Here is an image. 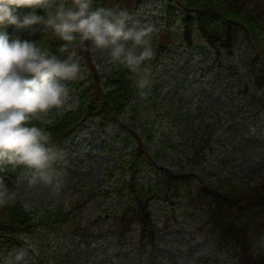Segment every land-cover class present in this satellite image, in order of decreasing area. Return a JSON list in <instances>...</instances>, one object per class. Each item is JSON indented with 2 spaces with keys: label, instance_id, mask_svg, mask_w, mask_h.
I'll use <instances>...</instances> for the list:
<instances>
[{
  "label": "trees",
  "instance_id": "1",
  "mask_svg": "<svg viewBox=\"0 0 264 264\" xmlns=\"http://www.w3.org/2000/svg\"><path fill=\"white\" fill-rule=\"evenodd\" d=\"M145 0H93V7H110L119 4L132 13ZM160 11V32L152 39L153 56L142 63L141 71L147 70L149 79L152 67L160 58L176 45L183 44L186 49L195 51L206 48L211 55L212 64L225 58L235 57L229 63L232 72L239 74L242 90L247 102L255 109L264 108V64L258 62L264 55V43H256V38L264 34V0H167ZM44 16L43 9L28 8ZM24 29L21 40L40 42L54 54L65 58L68 53L58 50L65 42L51 31L44 33L42 26ZM12 39H16V35ZM253 40V41H252ZM252 41L256 54L243 61L246 51L243 46ZM181 42V43H177ZM88 41L77 40L73 46L77 51L84 74L67 84L73 89L76 105L53 119H34L31 124L51 133V143L59 142L71 136L85 122L99 118L102 126L116 122L126 111L138 110L139 102L135 95L139 92L135 81L137 74L119 63H114L106 74H99L90 64ZM259 92L261 95H257ZM159 120L168 116V111ZM160 134L159 147L154 151L145 147L143 137L151 134L131 133L133 142L129 153L119 154L114 163L104 171V177L114 180L109 190L88 189L86 196L76 199L69 206L61 204L43 207L31 211L26 208L17 191V177L23 166L0 167L3 178L10 191L17 194L15 202L0 207V257L4 261L15 249L30 246L37 255L38 264H66L72 253L50 241L57 236L74 237L75 234L91 227L123 239L134 229L138 230L137 242L140 247L154 245L162 230L175 224L181 210H199L202 226L218 237L221 247L229 248L239 264H264V250L255 251L252 246L263 234L264 228V175L253 182L243 185L219 179L215 182L199 177L192 168L199 163L198 150L185 157V163L176 162V172L159 170L152 172L153 163L159 159V148L174 143L171 139L172 122ZM185 123V120L183 119ZM182 132V131H181ZM179 133L176 130V136ZM130 136V135H129ZM128 136V138H129ZM146 172L154 174L152 181L145 183L140 175ZM112 194L121 202L117 209L106 206L95 218L85 223L83 212L88 200L98 195ZM108 197V196H106ZM174 199H180L181 205L175 206ZM156 202L168 203V215L161 225L152 218V206Z\"/></svg>",
  "mask_w": 264,
  "mask_h": 264
},
{
  "label": "rangeland",
  "instance_id": "2",
  "mask_svg": "<svg viewBox=\"0 0 264 264\" xmlns=\"http://www.w3.org/2000/svg\"><path fill=\"white\" fill-rule=\"evenodd\" d=\"M185 2V0H180ZM167 0H145L130 13L141 23L152 24L161 30V10ZM119 6L114 4L110 7ZM28 7L16 9L19 16L28 12ZM12 39L22 38L24 29L13 25L0 27ZM154 32V33H155ZM253 41V40H252ZM252 41L244 43L246 57L256 54ZM264 43V34L256 38V43ZM181 43V42H177ZM90 64L99 74L110 71L114 62L108 52L95 49L88 41ZM206 48L191 51L181 43L171 48L152 67L151 83L139 91L135 101L138 110L124 112L119 120L102 126L99 118L91 119L80 126L71 137L58 144L63 153L55 168L61 173L62 185L29 183L30 173L25 168L17 177L16 187L26 208L31 211L61 204L69 206L76 199L86 196L88 189L97 185L104 190L111 189L114 178L104 177V171L111 166L119 154H126L134 144L131 133L151 134L143 137L146 148L154 151L159 147L160 135L172 122L171 139L173 146L160 147L159 159L151 169L176 172V162L185 163V157L198 150L199 163L192 168L199 177L215 182H236L241 185L253 182L264 175V108L255 109L239 90V74L232 72L230 62L235 57L225 58L212 64V57ZM264 64V55L258 62ZM69 82H67L68 84ZM257 95L261 93L257 92ZM264 96V95H263ZM77 103L75 92L70 94L63 106L53 108L40 119H53L56 115L71 109ZM170 114L162 119L160 116ZM185 120V123L183 122ZM176 130L179 132L176 136ZM182 131V132H181ZM167 133V131H164ZM130 135V136H129ZM129 136V138H128ZM154 174L146 172L140 178L148 183ZM243 183V184H242ZM108 196V197H106ZM90 198L83 212L84 221L94 218L109 206L116 209L121 205L117 198L109 195ZM176 200L175 205H180ZM152 218L161 225L168 215V203L156 202L152 206ZM199 210L182 211L179 220L160 233L154 245L139 247L138 230L134 229L119 240L113 235L103 236L97 229L82 232L75 237L57 236L50 242L72 251L66 264H238L229 249L220 248L217 236L201 225ZM255 251L264 250V234L253 243ZM26 259L20 264H36L30 246H26Z\"/></svg>",
  "mask_w": 264,
  "mask_h": 264
},
{
  "label": "clouds",
  "instance_id": "3",
  "mask_svg": "<svg viewBox=\"0 0 264 264\" xmlns=\"http://www.w3.org/2000/svg\"><path fill=\"white\" fill-rule=\"evenodd\" d=\"M23 7L43 9L45 15L32 11L21 17L16 9ZM6 25L32 31L39 25L65 42L58 51L68 54L61 58L40 42L11 39L0 30V167L23 166L30 184L58 189L63 181L55 165L63 153L51 143V133L31 121L63 106L70 94L67 82L83 78L80 57L70 46L90 41L95 49L107 51L112 62L137 74L135 84L143 90L151 81L140 66L153 56L156 29L119 6L94 8L93 0H0V27ZM16 198L0 177V207ZM26 256L25 249H15L4 264H20Z\"/></svg>",
  "mask_w": 264,
  "mask_h": 264
}]
</instances>
